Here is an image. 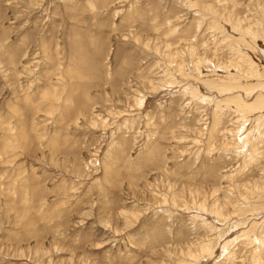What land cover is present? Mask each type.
I'll use <instances>...</instances> for the list:
<instances>
[{"label":"rangeland","instance_id":"obj_1","mask_svg":"<svg viewBox=\"0 0 264 264\" xmlns=\"http://www.w3.org/2000/svg\"><path fill=\"white\" fill-rule=\"evenodd\" d=\"M263 86L264 0H0V264H264Z\"/></svg>","mask_w":264,"mask_h":264},{"label":"bare ground","instance_id":"obj_2","mask_svg":"<svg viewBox=\"0 0 264 264\" xmlns=\"http://www.w3.org/2000/svg\"><path fill=\"white\" fill-rule=\"evenodd\" d=\"M247 32H249V30L247 29ZM256 75V74H255ZM213 81V80H212ZM215 82V81H214ZM230 82V81H229ZM217 83V82H216ZM224 83V82H223ZM222 83V84H223ZM217 84H219V83H217ZM225 85H226V83H225ZM231 85V84H230ZM218 87H219V85H218ZM225 87H227V86H225ZM233 87H235V86H233ZM264 87V86H263ZM217 88V87H216ZM229 88H230V86H229ZM219 90H221V89H219ZM241 106V105H240ZM260 106H262V107H264V97H262V96H260V97H257L255 100H254V102L252 103V104H249V105H244V109H246V110H253V109H256V108H259ZM243 107V106H242Z\"/></svg>","mask_w":264,"mask_h":264}]
</instances>
